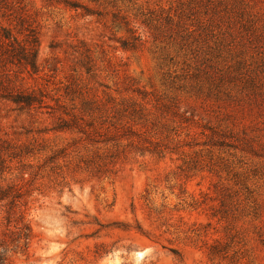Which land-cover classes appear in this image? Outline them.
Wrapping results in <instances>:
<instances>
[{
    "label": "rangeland",
    "instance_id": "1",
    "mask_svg": "<svg viewBox=\"0 0 264 264\" xmlns=\"http://www.w3.org/2000/svg\"><path fill=\"white\" fill-rule=\"evenodd\" d=\"M204 7L0 0V26L19 42L39 35V72L18 84L44 91L53 108L0 100V137L46 147L27 160L44 166L25 188L32 241L26 251L2 246L0 225V264H264V97H247L233 78L236 58L204 25ZM109 97L149 115L163 157L131 153L109 179L79 171L72 148L55 165L44 160L75 138L52 130L60 112L51 99L70 109ZM13 166L0 185L20 183ZM216 243L222 252L211 258Z\"/></svg>",
    "mask_w": 264,
    "mask_h": 264
},
{
    "label": "trees",
    "instance_id": "2",
    "mask_svg": "<svg viewBox=\"0 0 264 264\" xmlns=\"http://www.w3.org/2000/svg\"><path fill=\"white\" fill-rule=\"evenodd\" d=\"M205 2L204 25H214L220 30L218 44L223 45L234 62L233 78L244 86L245 94L252 100L264 97V11L254 10V0H203ZM39 35L31 29L24 42L8 28L0 26V100L9 102L20 111L53 110L47 103L44 91L24 88L23 75L32 77L38 71L37 51ZM89 71V68H86ZM258 85V86H256ZM263 90V91H262ZM57 104V124L52 129L57 133L75 136L71 146L53 152L44 160L54 164L59 158L72 153L80 155L75 167L96 178H112L117 166L128 159L131 153L139 156L163 157L166 148L159 141H152L153 122L148 114L135 104L122 101L114 104L112 98L105 103L86 100L80 107L67 109L59 104V99H51ZM264 102V100L262 101ZM46 147L32 142L16 144L0 137V176L11 171L16 164L20 183L0 185V225L3 236L16 249L26 251L33 238L30 223L25 221L26 186L31 185L44 169L43 165L27 162L43 154ZM27 177V179H25ZM259 206L254 208L257 214ZM219 244L210 246L209 256H218ZM223 250L222 255H226ZM176 254V253H174Z\"/></svg>",
    "mask_w": 264,
    "mask_h": 264
}]
</instances>
